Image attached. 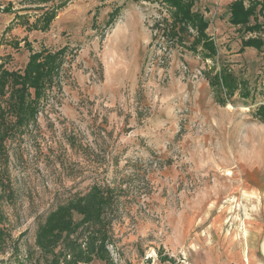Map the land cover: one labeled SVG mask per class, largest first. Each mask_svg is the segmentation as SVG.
I'll list each match as a JSON object with an SVG mask.
<instances>
[{
	"label": "rangeland",
	"instance_id": "1",
	"mask_svg": "<svg viewBox=\"0 0 264 264\" xmlns=\"http://www.w3.org/2000/svg\"><path fill=\"white\" fill-rule=\"evenodd\" d=\"M232 1L193 8L217 48L205 60L192 37L168 41L157 2L0 0L6 69H22L30 50H73L36 124L0 148V264H34L38 227L94 186L114 191L113 264H264V123L253 116L264 104V13L250 19L261 30L245 32L228 23ZM249 38L262 49L240 52ZM220 66L248 98L216 103Z\"/></svg>",
	"mask_w": 264,
	"mask_h": 264
},
{
	"label": "trees",
	"instance_id": "2",
	"mask_svg": "<svg viewBox=\"0 0 264 264\" xmlns=\"http://www.w3.org/2000/svg\"><path fill=\"white\" fill-rule=\"evenodd\" d=\"M145 1L166 7L170 22L165 21L163 33L169 42L185 46L183 36H189L192 37L189 48L193 52L200 47L205 60L217 56L215 43L206 33L208 23L200 13L193 11L198 0ZM55 13L56 9L45 12L42 30L48 28ZM257 13H264L263 3L257 0H233L229 7L228 23L245 32L258 33L261 30L259 23L255 20L253 25L250 24V19H255ZM262 47L261 39L249 38L241 42L239 51L243 52L246 48L259 51ZM26 48H30L27 43ZM72 56L73 50L63 46L55 51L30 50L26 64L19 70L10 71L0 63V148L4 147L5 141L22 135L36 124L49 95L58 87L66 60ZM209 84L215 92L216 103L221 106H225L236 92H240L242 98L249 97L245 91L246 84L225 67L220 66L213 73ZM253 116L264 123V104L256 108ZM114 200L113 190L94 186L84 197L70 200L50 212L36 233L35 245L41 254L34 264H89L92 261L113 264L107 250V245L111 244V220L106 214ZM74 214L81 217L78 222H75ZM33 258L28 251L26 262L33 261Z\"/></svg>",
	"mask_w": 264,
	"mask_h": 264
},
{
	"label": "crops",
	"instance_id": "3",
	"mask_svg": "<svg viewBox=\"0 0 264 264\" xmlns=\"http://www.w3.org/2000/svg\"><path fill=\"white\" fill-rule=\"evenodd\" d=\"M26 62H27V60H26ZM252 264H254V261H252Z\"/></svg>",
	"mask_w": 264,
	"mask_h": 264
}]
</instances>
